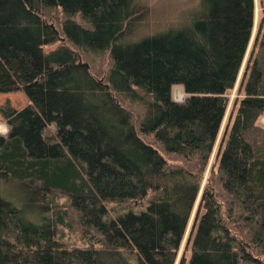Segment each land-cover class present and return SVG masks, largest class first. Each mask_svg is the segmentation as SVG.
Segmentation results:
<instances>
[{
  "label": "trees",
  "instance_id": "obj_1",
  "mask_svg": "<svg viewBox=\"0 0 264 264\" xmlns=\"http://www.w3.org/2000/svg\"><path fill=\"white\" fill-rule=\"evenodd\" d=\"M55 9L58 29L44 17ZM154 15L142 0H0V93L26 99L0 107V264H132L125 251L136 264H174L199 191L185 264H264V16L214 157L222 210L200 177L253 0H194L168 25ZM85 55H107L103 79L80 64Z\"/></svg>",
  "mask_w": 264,
  "mask_h": 264
},
{
  "label": "rangeland",
  "instance_id": "obj_2",
  "mask_svg": "<svg viewBox=\"0 0 264 264\" xmlns=\"http://www.w3.org/2000/svg\"><path fill=\"white\" fill-rule=\"evenodd\" d=\"M142 2L147 4L150 8L155 9V15L151 17L150 23H153V25L166 23V25H168L169 23H173L176 20L179 13H182L183 10H186L187 7H190L193 4L194 0H142ZM262 16H264V0H253V26H252V30L250 34V39L247 45V49H246L240 70L235 80V83L231 89L227 90L224 93V96L227 99L224 116L221 122V126L219 129L217 138L215 140L212 152L210 154L206 167L200 177V185H199L200 190L203 187L209 188L211 193L215 194L216 200L220 202L222 210H225V208L227 207L226 203L228 202V199L223 197L222 190L219 186V183L217 182V176L215 175V165L213 166V164H215L214 157L216 155V152H218L217 150L223 147V144H221L223 130L225 129V125L228 122L229 114L232 111L233 104L236 100L242 97V91L238 89V83L241 78L244 65L247 61L248 54L250 50L252 49L258 22ZM44 17L49 24H51L52 26L58 29L59 23L62 19V16L58 9L49 10L45 12ZM166 25L162 27H165ZM56 44L57 43H53L49 46H46L45 50H49L53 48ZM78 61L80 63H86L87 67L90 68V71L93 73V75H95L99 79H103L105 70L109 66V60H108L107 55H103V56L95 57V58H89L86 55L78 56ZM170 96L173 101L182 102L186 95L183 92L181 85H172L170 87ZM25 103H26V99L24 95L21 93V91L0 93V107L7 105L11 108L19 109ZM263 122H264V115H261L257 119V123L262 124ZM7 131H8V126L4 121L3 115L0 113V135H6ZM145 140L151 141V139L148 137L145 138ZM164 159L170 164H183L182 160H180L179 158L168 156L165 154H164ZM199 194H200V191L198 192L193 209L191 211L190 218L188 220V223H187L182 241L180 243L174 264H179L181 262H182L181 264H185L187 258L190 255V246L187 243V234L190 229L191 221L195 214ZM225 199L227 202L225 201ZM55 202H56V209L61 210L63 205L67 203V200L63 197H57L55 199ZM117 207H118L117 205L110 206L111 216H115L121 210V208L119 209ZM234 214L235 215L232 214V218H231L233 222H228L226 220L228 227H230L232 231H235V229H238L236 227L238 223V219L236 217V215L238 214V211H235ZM47 216L49 217L51 216V214L48 213ZM240 236L244 238L242 234H240ZM62 238L66 241L73 243L74 245L80 246L82 244L81 241L78 239L77 234L65 227L62 228ZM241 240L245 242L244 239H241ZM252 252L257 255L255 251H252ZM125 255L130 259L132 264H136L134 261V256L131 251H125Z\"/></svg>",
  "mask_w": 264,
  "mask_h": 264
},
{
  "label": "water",
  "instance_id": "obj_3",
  "mask_svg": "<svg viewBox=\"0 0 264 264\" xmlns=\"http://www.w3.org/2000/svg\"><path fill=\"white\" fill-rule=\"evenodd\" d=\"M81 65H83V66H85V67H87V64L86 63H80Z\"/></svg>",
  "mask_w": 264,
  "mask_h": 264
}]
</instances>
